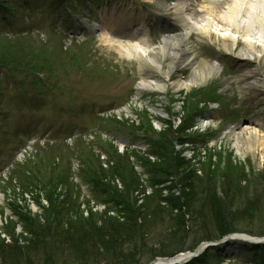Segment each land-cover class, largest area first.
Instances as JSON below:
<instances>
[{"label": "rangeland", "instance_id": "1", "mask_svg": "<svg viewBox=\"0 0 264 264\" xmlns=\"http://www.w3.org/2000/svg\"><path fill=\"white\" fill-rule=\"evenodd\" d=\"M3 1L0 0V4L3 5ZM11 1L16 7L26 3L25 0ZM56 1L46 0V6H43L46 8L42 10L37 4H31L26 13L17 15L23 22L25 33L13 41L0 38V244L24 247L22 238L27 235L26 231L37 228L38 222L47 228L43 216L51 209V204L44 199L45 196L59 202L56 206L65 204L62 206L66 210L81 213L84 218L88 217L90 209L102 212L105 198H101L86 182L88 174L97 176L100 166L102 169L118 166L114 162L109 164L113 154L124 153L130 157L129 164H125L126 161L121 163L125 172L121 169L120 175L126 176L123 181L128 186L127 181L135 180L137 176L142 195L137 192L134 197L139 200L137 206L143 205L144 197L150 195L151 190L148 184L150 177L146 174L149 166L144 163L149 150L144 151V145H136V149L125 151L127 140L109 137V131L120 130L115 129L117 122L131 130L123 133L122 137L133 142L138 141L132 133L135 130L139 133L144 131L146 141L157 138V135L173 141L172 148H167L168 151L159 148L161 156L148 160L156 164L157 170L160 166H168L171 153L190 161L196 169L192 176L196 194L205 191V182L211 175L217 179L216 193L220 197L225 188L222 182L219 184L220 178L233 175L236 180L244 179L247 183L242 185L234 184L235 179L230 180L226 202L234 207L233 212L239 214L235 217L236 222L229 221L230 228L236 230L235 234L264 238V155L257 149L250 150L251 139L247 140L249 137L245 135L253 129L264 135V129L256 124L264 113V102L251 105V95L239 94L235 85L224 92L220 88L221 81L210 84V91L193 88L182 94L169 91L164 95L144 94L137 99L136 86L140 82L137 65L121 60L99 39L103 33V11L127 0H97L91 15L89 13L90 21L86 22L84 18L88 16V8L77 10L80 14H76L70 3L69 8L62 10ZM86 1L91 3L92 0ZM144 6L147 11H154L150 5ZM58 14L62 16L61 20H58ZM32 21L38 26L36 33L31 32ZM11 31L9 27L5 32L0 28V34L4 32V35L13 36ZM151 36L154 39L157 35L153 33ZM160 40L158 36L152 43L157 45ZM217 50L220 49L202 48L209 56ZM222 74L223 79L231 80L229 69ZM184 75L179 73L175 79H184ZM214 96L216 100L211 99ZM126 108L129 111L124 110ZM201 111L204 113L200 114ZM201 117H209L212 125L202 123ZM180 122L181 127L177 130ZM189 127L193 131H185ZM226 128L234 131L236 140L241 135L239 142L250 151L246 156L239 155L233 147L235 139L230 142L221 140ZM181 129L185 132H179ZM196 129L201 131L195 132ZM183 135L191 138V145L177 144ZM24 150L27 153L22 154ZM101 151L107 152L104 154L106 157ZM139 158H143V163ZM131 171L136 175L131 177ZM60 175L70 176L67 185L58 179ZM120 181L121 177L115 178V183L110 186L116 185L122 190L124 186ZM165 188L175 197H181V186L173 175L164 186L156 187V192L153 190L152 197L147 204L144 203L149 210L152 209L151 214L153 208L161 204L163 198L159 191ZM210 189L207 188L205 193ZM168 191L163 194L167 195ZM33 199L39 202L36 204ZM179 202L184 201L179 199ZM208 209L211 211L210 206H207L206 213ZM164 220L145 225L149 232L147 238H153L154 245L162 237L160 235L171 228L172 236L176 234L178 238L173 243H166V250L179 248V252H185L196 248L199 240L193 235L184 236L183 242L176 245L183 236L180 235V225L167 217ZM11 226L15 228L13 233ZM41 253L42 250L36 252L39 256L34 254L30 258L31 264H47L48 261V264H64L58 256L44 258ZM151 256L142 255L140 264H148ZM19 258V264H25L26 261ZM2 260L0 257V264L5 263ZM110 263V260L103 259L93 264ZM195 264H264V246L251 249L237 242L221 244L217 251H209Z\"/></svg>", "mask_w": 264, "mask_h": 264}, {"label": "trees", "instance_id": "2", "mask_svg": "<svg viewBox=\"0 0 264 264\" xmlns=\"http://www.w3.org/2000/svg\"><path fill=\"white\" fill-rule=\"evenodd\" d=\"M0 7H3V5L0 4ZM10 57L13 56L10 55ZM10 62H13L11 58ZM8 64L14 65L12 63ZM182 131L184 130L181 129V133ZM159 139L155 143L152 142L151 149H149V154L154 157L161 156L159 148L164 151H168L167 148L169 147L172 148L173 141L165 140L160 135ZM182 142L180 141V143ZM133 156L138 158L136 155ZM139 159L143 163V158ZM168 159L170 160L168 166H160L161 168L158 170L156 164H151L150 160L144 159L146 160L144 161L146 167L147 165L149 166L146 170V173L150 177L148 184L155 189L161 185L164 186L168 179L175 175L181 186V197H175L171 191H168L170 193L164 196L163 190H161L159 193H161L160 197L162 196L163 198V200H160L162 205L155 206L152 214L150 213L152 209L149 210L144 203L153 194L145 196L144 199L142 198L144 201L143 205L137 206L139 200L134 195L137 192H139V196L142 195L139 179L136 176V178L134 177L135 180L127 181L128 186L123 181L126 176L120 175L121 169L124 171L121 163L126 161L125 164H129L130 157L113 154L109 160V164L114 162L118 166L116 168L112 166L107 169H102L100 166L98 172H96L97 176L88 174L89 179L86 182L101 198H105L104 202H102L105 205L102 212H94L90 209L88 217L84 218L81 213L66 210L63 207L65 204H62L63 206H56L59 202L54 200L53 197L45 196L44 199L51 204V209L47 210L43 216L46 219L47 225L45 227L47 228H43L42 225L44 224L38 222L39 226L37 228L32 227L33 229L26 231L27 235L22 238L25 244L24 247L17 248L14 247L15 244L12 247L10 244H0L2 262L4 261V264H19V261H21L19 257H21L24 259L23 262L26 261L31 264L30 258L34 254L38 255L36 252L40 250L43 251L41 254H44V258L58 256L64 264H93L101 262L103 259L110 260V264H140L143 259L142 255L148 256L152 254L150 257L152 260L158 257H170L179 253L180 249L175 248L176 250L172 251V249L168 248L166 250L165 244L173 243L174 239L178 238V235L174 234L175 236H172L173 231L170 230L173 229L170 228L166 230L164 235H160L162 237L158 238L157 245H154L152 242L153 238H147L149 232L145 226L147 222L152 225V221L155 220L165 222L164 219L166 217L170 218V221H175L180 225V231L182 232L180 235L183 234V236L180 240H177L176 245L183 242L184 236L193 235L195 238L198 237L199 243L197 245H199L202 242L214 241L235 233L236 230L230 228L231 224H229V221L234 220L233 222H236L235 217L239 214L233 212L234 207L227 204L226 196L229 194L230 180L236 177L233 178V175H227L220 178L219 184L222 182L225 187L223 195L220 197L216 193L217 179L211 175L210 179L205 182V191L207 188H211L210 191L205 193L202 190L200 191L201 193H197V197L194 190L195 187L192 185V176L196 174V169L191 166L190 161L186 162V159L177 153L174 155L171 153ZM99 164L101 165V162ZM132 175H136V173L131 171L130 176L133 177ZM119 177H121L120 182L124 186L122 190H119L116 185L114 187L110 186L112 183H115V178L119 179ZM58 179L66 183V185L68 184V180H71L70 176L63 177L62 175ZM236 179L234 180V184L242 185V183H247L244 179ZM199 184H201V181H199ZM25 192L29 193L28 190ZM145 194L143 193V195ZM109 198L111 199L110 202L108 201ZM179 199L184 201L181 203L182 205ZM196 199L199 200L197 201ZM33 200L35 201V199ZM38 202L35 201L36 204ZM207 206L211 208V211L208 209V213H206ZM76 210H79V208H76ZM147 213H150V215ZM148 218L150 219L147 220ZM24 221L27 222V220ZM27 226L28 224L25 225V227ZM53 226H55L54 231ZM10 230L13 233L15 228L11 226ZM158 247L161 249L158 250ZM199 260H202V258ZM199 260H195L192 264L197 263Z\"/></svg>", "mask_w": 264, "mask_h": 264}, {"label": "bare ground", "instance_id": "3", "mask_svg": "<svg viewBox=\"0 0 264 264\" xmlns=\"http://www.w3.org/2000/svg\"><path fill=\"white\" fill-rule=\"evenodd\" d=\"M144 1L155 3V0ZM206 1L197 0L201 11H194L189 21L186 13L193 9L183 4L169 9V0H160L156 15L162 25L165 23L166 32L157 45L148 40L147 24H150L134 3L130 9L103 13L104 34L100 42L121 60L137 65L140 79L136 86L137 99L144 94L164 95L169 91L182 94L221 81L224 92L235 85L239 94L251 95V105L264 102V0ZM127 32L131 35L125 36ZM203 46L220 50L206 56ZM230 59L234 68L232 78L223 79V67ZM179 73L184 79H175ZM209 119L204 117L202 122L212 125ZM256 124L264 129V113ZM233 134L231 128H226L221 140L235 139L233 147L239 155L246 156L250 151L239 142L241 135L236 140ZM245 135L249 137L247 140L251 139L250 150L257 149L264 155V135H259L257 129Z\"/></svg>", "mask_w": 264, "mask_h": 264}]
</instances>
